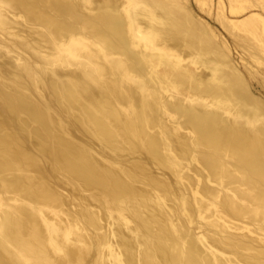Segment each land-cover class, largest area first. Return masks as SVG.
<instances>
[{
    "label": "bare ground",
    "instance_id": "bare-ground-1",
    "mask_svg": "<svg viewBox=\"0 0 264 264\" xmlns=\"http://www.w3.org/2000/svg\"><path fill=\"white\" fill-rule=\"evenodd\" d=\"M194 2L0 0V264H264V0Z\"/></svg>",
    "mask_w": 264,
    "mask_h": 264
},
{
    "label": "rangeland",
    "instance_id": "rangeland-1",
    "mask_svg": "<svg viewBox=\"0 0 264 264\" xmlns=\"http://www.w3.org/2000/svg\"><path fill=\"white\" fill-rule=\"evenodd\" d=\"M189 1H190V4H191V7L193 8V10L195 11V13L197 15L201 16V18H203L204 20L205 19L208 20L210 22L209 24L212 25V27H214L216 30H218L220 32V34H222V36H225L226 39H228L230 41V39L227 36V34L225 32H223V30L221 29V27L219 26V24L217 22H215V21H214L215 23L211 22L212 21L211 18H209V17L205 16V14H202L201 12H199V10H198V8H197L194 0H189ZM213 1L216 2L217 0H213ZM214 11H215V9H214ZM233 55H234V58L237 61H239V55H238V53H235V51H233Z\"/></svg>",
    "mask_w": 264,
    "mask_h": 264
}]
</instances>
